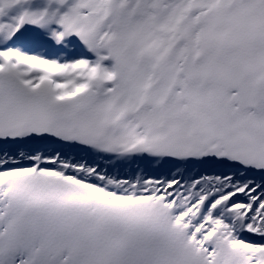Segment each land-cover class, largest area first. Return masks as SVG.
Returning <instances> with one entry per match:
<instances>
[{
  "label": "snow or ice",
  "instance_id": "6c2138e0",
  "mask_svg": "<svg viewBox=\"0 0 264 264\" xmlns=\"http://www.w3.org/2000/svg\"><path fill=\"white\" fill-rule=\"evenodd\" d=\"M0 264H264V0H0Z\"/></svg>",
  "mask_w": 264,
  "mask_h": 264
}]
</instances>
